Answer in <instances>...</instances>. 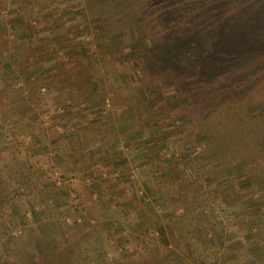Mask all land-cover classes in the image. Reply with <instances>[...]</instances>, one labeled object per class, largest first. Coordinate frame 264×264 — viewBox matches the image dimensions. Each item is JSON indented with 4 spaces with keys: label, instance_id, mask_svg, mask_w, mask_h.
Here are the masks:
<instances>
[{
    "label": "rangeland",
    "instance_id": "1",
    "mask_svg": "<svg viewBox=\"0 0 264 264\" xmlns=\"http://www.w3.org/2000/svg\"><path fill=\"white\" fill-rule=\"evenodd\" d=\"M237 14L264 36V0H0V264L236 256L264 204V48L224 87L169 66L240 53Z\"/></svg>",
    "mask_w": 264,
    "mask_h": 264
},
{
    "label": "trees",
    "instance_id": "2",
    "mask_svg": "<svg viewBox=\"0 0 264 264\" xmlns=\"http://www.w3.org/2000/svg\"><path fill=\"white\" fill-rule=\"evenodd\" d=\"M248 5H251V4L249 3ZM248 5L247 6L245 5L244 8L241 9V11L240 10L237 11V12H242V11L244 12L243 15L241 16V18H243L244 20H247L245 15H246V13H249V11H246ZM241 14H239V15L237 14L235 16V19L237 20V22L235 21L236 27H234L235 29L233 30V31H235V34H234L235 36H234V39H233V42H232V45H235V47H237V49H235V52L239 51L240 53H236V54L234 53L233 55L226 56V57L223 56V55H220L219 57H217V60L213 59V57L210 58L211 59V63L208 64L209 70L206 71L207 73H204L205 76H203V79H202V74H199V72L196 73V71H193L191 69V67L188 70L179 68L178 67L180 65L179 61H177L174 64V66L173 65L169 66V67H171L170 70L173 73L174 72L176 73V72H182V71H189V73L187 72V76L185 75L186 79H188V78L190 79L191 76H192L191 73H193V76L194 75H196V76L199 75V77H195L196 81H198V82L202 81L204 83L209 81V79H212L214 74L217 73V75H219V74L222 73V75L229 76V79L231 78V81L230 82H222L221 85H223V87H224L225 84L231 83L232 80H233L232 79L233 76L230 75L231 72L234 71V73L236 74L237 73L236 70L243 69L242 68L243 64L250 63L254 59H258L257 58L258 53L261 52L262 48H264V40H263L264 36L263 37L261 36L262 27L261 26L258 27L257 25H255L253 28H250L249 27L250 23L248 25H243L242 23H240V21H238V19H240V15ZM229 18H231V17L229 16ZM261 20L262 21L264 20V16H262ZM263 33H264V27H263ZM223 45H224V43H223ZM227 45L228 44H226V46ZM215 48H217V45L214 47V49ZM247 49H248V51H247ZM223 50H225V49L222 48L221 51H223ZM249 54H250V57L247 58V60H246V57L249 56ZM173 57H174L173 60H175V56L174 55H173ZM196 61H197L196 59L192 60V62H194V63ZM261 62L262 63H257L256 66L257 67L262 66L263 65V61H261ZM35 70H36V68H33L31 72H33ZM242 75H243V73H242ZM236 76H237V74H236ZM169 95H171V94H169ZM174 96H176L175 92L172 93V95L170 97L173 98ZM221 123H224V122L221 121ZM218 127H221V126L218 125ZM217 132H219V131H217Z\"/></svg>",
    "mask_w": 264,
    "mask_h": 264
},
{
    "label": "crops",
    "instance_id": "3",
    "mask_svg": "<svg viewBox=\"0 0 264 264\" xmlns=\"http://www.w3.org/2000/svg\"><path fill=\"white\" fill-rule=\"evenodd\" d=\"M182 196L183 195H180L179 197ZM251 207L250 210L247 212L249 215L246 216L247 229L241 226L238 227L239 225H237L236 228L233 230L234 233H240V228H241V232L243 229L245 235L249 234V236H247L245 239H248L250 237L251 238L245 241V245L243 244V248L241 247L242 248L241 250L234 251L236 253V256L230 257L229 261L227 262L228 264H263L264 263V204H257V205L255 204ZM177 210L178 209L176 208V211ZM188 229L189 228H186V230L182 234V237L185 236L186 238L188 234L189 235L191 234L190 230ZM252 232L254 233L258 232V234L257 235L252 234ZM259 249H262L263 256L262 258L256 259L255 253ZM239 259L244 262H241Z\"/></svg>",
    "mask_w": 264,
    "mask_h": 264
}]
</instances>
